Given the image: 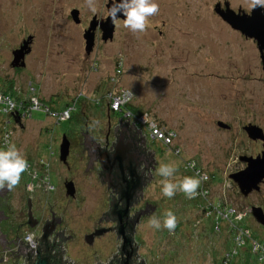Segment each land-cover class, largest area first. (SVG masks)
Segmentation results:
<instances>
[{"label": "rangeland", "instance_id": "rangeland-1", "mask_svg": "<svg viewBox=\"0 0 264 264\" xmlns=\"http://www.w3.org/2000/svg\"><path fill=\"white\" fill-rule=\"evenodd\" d=\"M107 1L96 0L97 10L92 12L85 0H0V91L22 96L28 86L33 85L50 108L49 112L60 110L56 108L58 106L62 110L78 99V107L82 101L80 109L84 110L85 106L87 110L84 111L94 108V111H89L91 117L105 118L107 90H129L133 95L129 105L136 108L133 112L127 106L136 115L133 114L132 123L134 121L138 125L135 119L146 113L150 121L176 133L168 148L160 143H151L157 152L159 165H175V179L193 176L191 169L187 168L191 161L210 175L207 199H188L182 192L169 199L162 194L160 181L163 177L155 174L154 186L149 188L147 195L152 200H160L163 215L167 210L177 211L180 208L182 211L176 216L179 225L176 224L172 232L163 226L154 229L147 222L141 223L137 232L139 254L149 264H263L259 255L249 259L252 241H246V246L242 247L235 240L239 227H247L254 238L264 241V226L253 215L234 223L220 220L216 228L215 212L207 210L208 200L227 201L237 213L246 207L237 203L238 193L231 188L232 183L224 168L234 144L244 139L235 128L226 131L216 125L218 118L232 121L234 125L236 121L231 117L230 107L225 105V102L228 105L230 101L232 103V97L227 95L222 101L219 90L211 91L214 82L208 79V71L214 68L213 59L216 58L253 61L255 50L245 43L224 44L225 38H228L226 29H222L225 25L212 16L216 0H157L159 5L163 3V7L150 18V26L145 33L133 34L123 26V21H119L114 39L101 42L99 49L87 58L83 30L67 15L68 5L69 8L74 4L82 5L83 13L89 16L98 13L102 6L105 9ZM239 2L246 6L248 0H235V3ZM160 29L164 30L163 36L159 33ZM27 33L34 34V54L26 60L25 68L18 69L21 66L12 65L13 51L22 41L26 45L27 40L23 39L28 36ZM119 59L123 60L121 65L117 64ZM33 74H36L35 78ZM250 86L260 100H264V85L251 83ZM63 102L68 103L60 106ZM54 103L58 106L55 107ZM78 111L73 109L71 117ZM32 115L22 123L15 118V122L8 125L0 118V127L3 129L2 136L9 135V143L16 138L18 143L31 144L36 157L49 154L47 142L51 132L40 134L41 127L54 128L59 147L63 132L77 126L75 117H69L67 122L58 125L48 112L34 111ZM120 117L125 122L129 121L122 112L113 110V125ZM22 124L26 129L22 128ZM24 154L26 156V152ZM236 158L237 154L229 159V163ZM54 175L53 171L51 181L58 185L59 180ZM201 206L206 210L202 211ZM155 217L163 225L164 218L161 219L160 215ZM72 245H68V255L78 264H83L80 260H86L87 256L71 255ZM234 249L237 254L226 263L228 251ZM114 250L115 245H109L107 250L94 252L90 262L95 258L104 261Z\"/></svg>", "mask_w": 264, "mask_h": 264}, {"label": "flooded vegetation", "instance_id": "flooded-vegetation-1", "mask_svg": "<svg viewBox=\"0 0 264 264\" xmlns=\"http://www.w3.org/2000/svg\"><path fill=\"white\" fill-rule=\"evenodd\" d=\"M114 2L118 0H108L105 9L102 6L103 9L101 7L98 13L89 15L91 18L83 13L82 5L74 4L70 8V4L68 5L67 15L83 30V46L87 58L99 49L101 42L106 43L114 39L117 23L124 20V17L115 19L114 36L105 40L103 28ZM159 7H163V3ZM255 7L256 4H253L252 0H248L246 6L242 2L235 3V0L214 2L213 19L222 22L225 25L222 29H226L228 33L224 44L245 43L251 50H255L256 58L253 61L216 58L213 59L214 68L208 71V79L214 82L211 83V91L219 90L222 101L227 95L232 97V103L229 100V105L226 102L225 105L230 107L231 117L236 121L234 125L232 121L218 118L216 125L226 131L235 128L244 139L241 143L234 144L232 154L225 160L224 165L227 178L232 183L231 188L238 193L237 203L246 206L241 210L245 214L244 219L252 215L253 206H261L264 209V181L260 184V190L254 189L244 195L230 175L247 167L248 161L242 159L243 157L263 156L264 141L251 138L246 127L257 126L264 132V100H260L250 86L251 83L264 85V49L262 52L258 39L235 28L229 18L252 14ZM261 7L264 8V0ZM74 13L77 14V20ZM92 22L95 25L94 45L88 52L85 34ZM159 33L161 36L165 34L162 29ZM27 34L23 39L27 40L25 63L29 56L34 54V34ZM20 46H24L23 41L16 49ZM26 65L18 69L25 68ZM33 77L35 78L36 74H33ZM78 102L77 99L76 109L79 111L72 117L70 115L71 118L77 119V126L63 132L59 147L58 135L54 134V128H40V134L51 132L47 142L48 156L36 157L31 144L18 143L16 138L13 142L23 153L26 152L28 168L22 175L23 181L21 178L14 189L0 190V264H34L39 251L43 255L50 254L54 264H78V261L68 255L69 244H74L71 246V255L87 256L86 260H80L83 264H149L146 258L139 254L138 227L143 222L148 223L152 216L160 215L161 219L164 218L160 200L157 202L147 195L149 188L154 186L156 169L159 166L157 152L151 143L168 147L162 142L146 137L145 130L134 124V121L125 122L120 117L118 123L113 125V111L109 105L105 118L91 117L89 111H94V108L84 111L87 110L86 106L83 104L82 110V101L79 107ZM66 103L68 102L61 104ZM53 120L58 125L68 121ZM19 122L24 121L19 119ZM221 123L228 126L224 127ZM22 125V128L26 129L25 124ZM2 132L0 127V138ZM64 142L68 145L65 157L62 154ZM243 142L245 144H242ZM120 144L124 146L123 152H118L122 149L118 148ZM235 154L237 158L229 163V159ZM53 171L59 180L58 185L51 181ZM217 201L221 203L220 200ZM221 205L232 206L227 201H222ZM200 208L202 211L206 210L205 207ZM181 211L180 208L173 210L176 216L180 215ZM109 245H115V250L106 260L95 258L90 262L94 252L107 250Z\"/></svg>", "mask_w": 264, "mask_h": 264}, {"label": "built area", "instance_id": "built-area-1", "mask_svg": "<svg viewBox=\"0 0 264 264\" xmlns=\"http://www.w3.org/2000/svg\"><path fill=\"white\" fill-rule=\"evenodd\" d=\"M132 96L133 95L129 90L121 89L117 91L109 90L108 97H106L108 98V105L112 111L116 110L122 112L125 118L132 120L136 115L127 107L133 98ZM71 104L67 105L62 110L54 109L55 111L49 112L50 108L47 106L46 102L41 100L36 88L33 85H29L25 95L19 97L0 91V118H2V123L8 125L10 123H14L15 118L17 117H19L20 121H24L27 118H32L34 111H45L48 112L51 118L59 122H63L70 117L73 109H76V102ZM148 118V114L144 113L140 118L137 117L135 119V123H138L139 126L141 125V128L143 127L147 133L146 137L162 142L165 146L169 147L170 143L176 137L175 131L162 127V125L154 123ZM6 143H9L8 134L1 136L0 147H4ZM177 152H179V149H177ZM187 168L189 170L191 169L190 171H192L193 176L199 174L200 176L207 177L206 180L202 181L200 188L198 189V195L196 196V198L202 197L203 199H207L210 193V189L208 187L210 175L199 168L194 161L188 162ZM207 210L209 213L213 211L215 212L214 223L216 228H218V222L220 220H227L233 223L244 220L245 214L243 212L237 213L235 208L230 209L229 207L222 206L218 201L208 200ZM235 240L242 245V247L246 246V241H252V244L249 245L250 259L252 260L255 256L257 257L259 255V261L264 264V241L261 242L254 238L250 228L239 227V232H237ZM236 254V249L228 251L226 263L231 261ZM228 263L230 264V262Z\"/></svg>", "mask_w": 264, "mask_h": 264}, {"label": "clouds", "instance_id": "clouds-1", "mask_svg": "<svg viewBox=\"0 0 264 264\" xmlns=\"http://www.w3.org/2000/svg\"><path fill=\"white\" fill-rule=\"evenodd\" d=\"M262 0H252L253 4ZM90 11L96 12V0H85ZM160 7L157 0H118L114 2L110 15L115 21L118 15H123V26L133 34L145 33L148 29L149 20L159 13ZM28 168V161L25 154L15 143H6L0 147V190H12L20 182L22 175ZM177 168L170 163H161L156 169V174L163 177L160 181L163 196L171 199L177 192H182L186 198L194 199L198 195V189L206 176H183L175 179ZM149 226L160 229L162 226L169 232L175 230L177 218L173 211L167 210L164 213L163 225L161 221L152 216L149 219Z\"/></svg>", "mask_w": 264, "mask_h": 264}, {"label": "water", "instance_id": "water-1", "mask_svg": "<svg viewBox=\"0 0 264 264\" xmlns=\"http://www.w3.org/2000/svg\"><path fill=\"white\" fill-rule=\"evenodd\" d=\"M233 16V15H232ZM118 17H123V15H118ZM74 18L77 20V14L74 13ZM229 22L237 29H240L244 32L247 36L254 37L258 39L259 46L264 49V8L261 7V2L256 3V7L253 10L252 14H243L238 16H233L229 18ZM94 30L95 25L92 22L90 28H88L85 39H86V49L88 52L91 51L94 45ZM104 39L108 40V38L112 39L115 32V24L114 20L109 16L107 23L104 25ZM26 52V46L24 45L20 49L13 51V66H25L26 63L24 61ZM19 122V117L16 118ZM130 122V121H127ZM222 126L226 127L228 125H224L221 123ZM249 135L253 139H261L264 141V132L257 126H249L246 127ZM118 148H122L118 152L124 151L123 144H120ZM68 145L67 142H64L62 146V154H67ZM242 159L248 161L247 167L244 170L231 174L230 177L238 184L242 193L244 195H248L250 192L255 190H260V184L264 181V152L263 156L258 157H243ZM72 192V191H70ZM252 215L255 219L264 226V209L261 206H253L251 209ZM34 264H54L50 258V254L43 255L40 251L37 256L36 261Z\"/></svg>", "mask_w": 264, "mask_h": 264}, {"label": "trees", "instance_id": "trees-1", "mask_svg": "<svg viewBox=\"0 0 264 264\" xmlns=\"http://www.w3.org/2000/svg\"><path fill=\"white\" fill-rule=\"evenodd\" d=\"M123 63V60L122 59H119L117 64L118 65H121ZM129 108L133 111V112H136V108H134V106H129ZM226 207H230V209L232 208V206H226ZM243 212V211H242Z\"/></svg>", "mask_w": 264, "mask_h": 264}, {"label": "crops", "instance_id": "crops-1", "mask_svg": "<svg viewBox=\"0 0 264 264\" xmlns=\"http://www.w3.org/2000/svg\"><path fill=\"white\" fill-rule=\"evenodd\" d=\"M13 92V91H12ZM10 94H12V93H10ZM13 95V94H12ZM13 96H16V95H13ZM19 97V96H18ZM46 101V100H45ZM64 104H60V106H63ZM54 106L56 107V106H58L57 104H54ZM57 109H61V107H56ZM249 259H250V257H249ZM250 264V263H249Z\"/></svg>", "mask_w": 264, "mask_h": 264}]
</instances>
